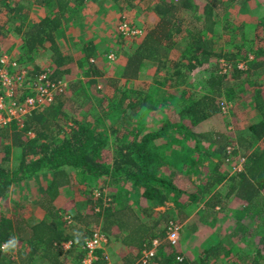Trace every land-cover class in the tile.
Wrapping results in <instances>:
<instances>
[{
  "label": "trees",
  "instance_id": "16d2710c",
  "mask_svg": "<svg viewBox=\"0 0 264 264\" xmlns=\"http://www.w3.org/2000/svg\"><path fill=\"white\" fill-rule=\"evenodd\" d=\"M14 1L17 3L16 0H0V11L12 13L19 9ZM85 1L35 0L44 8L45 14L39 21L18 28L17 34L24 51L20 62L33 63L39 51L48 47L56 67L63 66L65 58L55 41L56 32L62 26L68 6L73 4L75 8H80ZM151 1L154 2L153 11L158 21L146 32L136 51L128 55L121 75L125 83L138 77L144 61L157 62L158 69L164 68L174 39L180 37L183 40L182 52L176 60L171 61L172 72H169L171 80H177L176 85L185 83L189 73L208 64L211 58H223L233 65V74L228 79L215 71L211 72L206 79L207 95L193 102H185L178 112L180 118L186 117L191 124L196 125L218 112L222 116L233 114L235 117L236 112L234 114L233 110L222 114L215 100L223 95L225 100L232 101L236 87H242V96L250 89L245 100L252 102L258 120L245 129L236 125L230 127L231 132L227 135L232 134L233 137L226 138L224 134L214 131L192 132L181 122L172 123L163 118L158 130L128 140L129 134L121 133L122 124L133 119L134 110L138 114L154 110L143 106L144 99L141 104L131 103L130 89L116 90L115 106H109L107 114L111 116L115 113L117 121L108 132L72 120L66 113V105L69 107V104H73L71 109L74 111L76 106L83 107L89 103L83 84L86 83L87 87L94 85L97 74L88 64L90 73L85 71L88 80L73 83L69 99H61L63 95H60L48 107L30 112L21 123L13 121L8 126H0V200L8 195L12 186L25 180L41 176L48 180L39 204L44 212L42 219L31 223L22 216H0V248L13 237L17 240L15 249L7 253L0 250V264H63V258L71 264H81L85 253L83 245L92 234V224L99 226L107 239L124 248V252H120L122 264H141L142 250H147L154 240L158 246L148 264H210L213 256L209 252L193 261L181 256L165 238V231H160L156 223L152 224L145 218L156 206H165L172 201L182 215V220H185L190 217L186 210L192 213L199 198L205 200L204 207L208 209L202 210L205 213L214 212L222 200L231 196L240 202V210H245V215L255 217L261 214L263 228L257 232L254 252L243 258L238 255L230 264H264V84L256 87L255 82L250 80L255 74H264V36L258 39L263 42H257L255 34L252 38L244 32L239 33L250 25L254 28L253 33L260 26L264 34V17L257 24L238 22L234 25L227 17L221 31L232 33L234 41L241 43L235 45L234 41L231 42L233 52L221 56L216 55L214 50L219 32L216 30L214 4L200 6L195 0ZM181 11L191 14V20L187 23L189 28L177 17ZM83 48L85 52L79 65L81 69H84L82 63H88L93 58L95 50L90 45ZM248 54H254L255 59L247 61L245 71L237 70V63L245 61ZM55 74L60 79L61 74L57 71ZM165 81L156 86L164 87ZM81 97L83 100L79 101ZM103 103L100 99V106ZM94 113L95 119L101 120L98 113ZM126 129H130L129 125ZM172 130L181 131L184 138L193 141L192 145L179 148L180 139L170 134ZM111 140L113 146L109 150ZM254 142H257L256 150H252ZM229 144L235 146L232 154L236 157L240 155L245 163L243 171L228 177V170L224 173L220 172V168L225 165L226 147ZM10 164L13 165L11 168ZM70 174L74 175L81 188L82 197L70 201L69 210L66 211L65 208L58 209L54 202L60 189L69 185ZM227 179L229 193L223 194L218 188ZM108 180L111 182L110 187L114 186L115 190L109 196L111 205L104 207L106 194L100 192L99 198H94L93 191L97 184L104 185ZM133 191L139 193L138 201L145 202V206L131 200ZM181 195L187 200L177 205L174 197ZM123 197L127 203H122ZM160 216L165 217V214ZM67 243L71 246L68 251H64L63 245ZM233 251L225 250L223 258L228 261ZM12 254L16 258L12 259ZM97 255L95 264H105L102 251H98ZM179 257L182 258L181 262L177 261ZM247 257L251 258L248 262Z\"/></svg>",
  "mask_w": 264,
  "mask_h": 264
},
{
  "label": "rangeland",
  "instance_id": "374dc122",
  "mask_svg": "<svg viewBox=\"0 0 264 264\" xmlns=\"http://www.w3.org/2000/svg\"><path fill=\"white\" fill-rule=\"evenodd\" d=\"M16 1L17 3L14 2L17 4L16 7L19 6V9L12 13L8 10L0 11V58L5 57L9 61L17 60L19 63L24 55V51L21 47V39L17 34V30L20 25H28L29 23L39 21L44 16L45 10L41 5H38L35 0ZM195 1L200 6L205 3L214 4L215 6L214 16L215 22L217 23L216 30H219V32H217L218 38L214 42L216 55L224 56L233 52V48L230 44L234 41L232 37L233 34L227 33V31H221L227 17H230L229 22L233 25L238 22L257 24L258 21L264 17V0ZM13 5L14 4L11 3L12 7ZM153 6L154 2L151 0H118V2H113L112 0H89L88 3L85 1L80 8H75L73 4L68 6L69 8L66 10V14L62 19V26L56 32L55 41L61 52L67 55L73 54L76 58L78 56H83L85 52L78 48L88 46V42L91 41L97 49L98 58L95 66L98 73H100L96 79V86L89 89L88 98L90 100L86 106H76L73 111L71 109V105L73 104H69V107L66 105V113L70 119L81 121L86 125H94L97 129H101L105 132H108L109 128L115 125L117 121L116 114L113 113L110 116L107 114V110L109 106H115L114 96L116 95V90L118 89L121 91L124 89L120 81L124 62L127 60L128 55L136 51L146 31L158 20V17L153 11ZM95 15L99 16L98 20H92ZM177 17L184 22L186 28H189L187 24L191 20V14L189 12L181 11L177 14ZM122 23L128 24L134 33L125 36L120 31ZM257 27L258 30L255 33L252 31L254 28L250 25L244 27L239 33L244 32L247 36L252 38L255 34V36H257L255 40L257 42H263L264 40H258L261 36H264V34H262V30L259 28L260 26ZM174 41V46L170 49L169 60L164 63V68L158 69L159 65L157 62L149 61L152 64H148V68H146V65L145 68H143L145 71L142 73L141 81L128 85V90H131V103L134 101L141 104V100L144 99L145 105L143 106L149 109L154 108V110H148L146 113L139 112V114L134 110L135 116L133 119L126 121V125L124 123L122 124L123 132H120L128 133V140L140 137L146 132L158 130L162 125L160 121L163 118L168 119L172 123L181 122V124L188 127L192 132L200 133L204 131H214L224 134L226 138L233 137L232 134H227L231 132L229 130L234 128L235 125L245 129L250 123L258 120L259 117L257 111L254 110L252 106V102H246L245 100L250 89H247V93L242 96L240 92L242 87H236V95H234L232 101H229L232 105L231 110H233V113L236 112V114L234 113L236 115L235 117H233V114L231 116H222L218 112L211 118L196 125L191 124L190 120L186 117L180 118V113L178 112L185 102H193L207 95L208 87L206 79H208L209 74L215 71L218 75L228 79L233 74V65L228 64L223 58H211L208 64L189 73L190 75L186 76L185 83L178 86L176 85L177 80H171V77H169V72H172L171 61L176 60L182 52L183 40L180 37H176ZM234 43L235 45H239L241 42L235 40ZM254 59V54H248L245 61ZM92 61L94 62V60ZM239 64H243V69L238 68ZM20 67L24 68V70H29L32 75L43 70H49L56 76L55 72L60 71L53 62V57L48 47L42 48L39 51L33 63H21ZM83 67L86 69V64H84ZM246 67L247 66L243 62H238L236 66L237 70L241 71H245ZM224 68L227 69L226 73L223 70ZM64 72L65 73L60 76V79L65 80L67 84L74 83L76 80H81V74L74 70L72 65L68 70H64ZM165 73L169 75H165ZM250 80L255 82L256 87L263 86L264 74L258 76L255 74ZM163 81H165L164 87L156 86V84L162 83ZM126 84L127 83H125V85ZM180 87L183 88L176 89ZM4 94L5 89L0 85V96L4 97ZM30 95L32 94H29L28 91H23L21 94H18L20 100ZM70 95L71 93L68 87L61 99L67 100ZM208 96L212 97L211 95ZM100 99L104 101L101 106L99 104ZM225 99L223 95L216 98L215 101L218 107L219 101ZM10 100L13 101L12 103H15L13 97L9 99L4 97V101L6 102H3L4 109L8 107V101ZM78 100L82 101L83 99L81 97V99ZM147 102L148 104H146ZM137 107L139 110L140 107ZM94 112L98 113L101 120L95 119ZM0 121L3 123V120ZM66 122L71 124L69 120ZM8 125L9 124L5 126ZM128 125L130 129H126ZM170 134H175L174 136L180 139L181 144L179 148L191 146L193 143V141L184 138L181 131L172 130ZM121 137L120 135V138ZM112 146L113 142L111 140L109 150L110 148L112 149ZM256 148L257 142H254L252 150H256ZM229 158L230 162L225 163V165H222V168H220V172L225 173L228 170V177L234 175L231 165H233L234 162H238L242 157L240 155L236 157V155L232 154ZM243 160L241 164L243 163L242 168L244 169L245 159L243 158ZM12 166L11 164L9 165L10 168ZM47 181V177L41 176L39 178L25 180L20 184L12 186L8 195L0 200V216L2 215L5 218L22 216L28 222H38L44 215L39 204L41 203L42 190L46 186ZM228 181L227 179L218 188L223 194H227L229 190L230 184ZM110 184V180L104 185L99 183L93 191L94 198H99L100 192L106 194L103 201L104 207H109L111 205V198L109 196H111L112 192L114 193L115 190L114 186L111 185L112 187H110ZM79 189L81 188L77 185L74 175L70 174L69 185L60 189L59 196L54 202L57 208H65L66 211L69 210V202L78 200L82 197ZM138 199L139 193L133 191L131 200L136 201L142 207L146 205L145 202H139ZM121 200L122 203L128 202L125 197L121 198ZM186 200L187 198L183 195L174 197V201L177 202V205L183 204ZM231 200V198L222 200L221 207L223 211H218L219 215H217L215 212L202 213V210L208 211V209L204 207L205 200L199 198L192 209V213L190 210H186V213H190V217L186 221L182 220V215L179 213V210L175 208L176 204L172 206V203L168 202L165 206H156V208L151 210L150 215L145 218V220H148L152 224L156 223L160 231H165L168 222H177L180 226V232L176 249L184 258L193 261L200 255L209 252V255L213 256L210 258V264H220L219 262L222 261L223 263L221 264H230L233 260L237 259L238 255L243 258L245 255H250L254 252V243L258 240L257 232L263 228V217L261 214L255 217H249L245 215V210L242 211L240 210L241 207L237 206H235V208L230 206L229 208L233 210H229L227 205L231 203ZM160 214H165V217H161ZM96 230H100V227L92 224L90 232ZM67 244L63 245L64 251H68L69 249ZM108 245L110 247V249H107L110 260L109 263H123L119 258L116 259V252L123 250L121 245L113 240L110 241ZM70 246L71 244L69 247ZM231 249L234 251L227 261L223 256L225 250ZM11 257L12 259L16 258L14 254H12ZM246 259H248V262L251 258L247 257ZM62 260L63 264H71L65 258Z\"/></svg>",
  "mask_w": 264,
  "mask_h": 264
},
{
  "label": "built area",
  "instance_id": "2783aa9c",
  "mask_svg": "<svg viewBox=\"0 0 264 264\" xmlns=\"http://www.w3.org/2000/svg\"><path fill=\"white\" fill-rule=\"evenodd\" d=\"M120 31L125 36L134 33L132 28L126 23H122ZM247 61L249 60L242 62L246 65ZM20 65L21 63H18L17 60L9 61L5 57L0 58V85L5 89L4 97L8 99L13 97L15 99V103H12V100L8 101V107L4 109L3 104L6 102L4 101V97L0 96V120H3V123L0 121V126H5L13 121L21 123L24 117L30 112L39 111L48 107L54 103L58 96L65 94L68 89L67 82L57 78L53 72L43 70L32 75L29 70H24ZM226 68L223 69L225 73L227 72ZM238 68L243 69V64H239ZM23 91H28L29 94L32 95L20 100L18 94H21ZM219 109L220 112L225 115L232 109V105L229 101L221 100L219 101ZM234 149L235 146L233 144H229L226 147L227 157L225 163L230 162L229 157L232 155ZM242 160L243 158H240L238 162H234V164L231 165L234 174L243 170V163L241 164ZM179 232L180 226L177 222H168L165 228V235L167 241L173 248H177L178 246ZM68 244L67 246L69 248L70 244ZM107 246L108 239L100 230L92 232L83 245L85 253L81 260V264H95L98 261V251H102L104 263L110 264L109 257L106 253ZM157 246L158 242L156 240L152 241V245L149 246L147 250H142L143 257L139 262L141 264H148L147 262L153 256ZM177 261L181 262L182 258H177Z\"/></svg>",
  "mask_w": 264,
  "mask_h": 264
},
{
  "label": "crops",
  "instance_id": "0c3cea01",
  "mask_svg": "<svg viewBox=\"0 0 264 264\" xmlns=\"http://www.w3.org/2000/svg\"><path fill=\"white\" fill-rule=\"evenodd\" d=\"M88 1L89 0H86V3H88ZM129 16V15H128ZM98 20L99 19V16L98 15H95V17H93L92 18V20ZM158 21V20H157ZM155 24L156 23H154V25L152 26V27H150L147 31H150L154 26H155ZM146 31V32H147ZM88 44L93 48V49H95L94 50V55H93V58H90L89 59V61H88V63L87 62H84V64H86V66H88V64H91V66L94 68V70H95V72H96V76H99V74L100 73H98V71H97V68H96V64H97V58H98V56H97V49H96V46L91 42V41H89L88 42ZM137 48H138V46H137ZM136 48V49H137ZM78 49H80L81 51H83L84 50V48L82 47H79ZM79 50V51H80ZM61 52V51H60ZM135 52V51H134ZM133 52V53H134ZM62 53V56L65 58V62H64V64H63V66H61L60 68H58L60 71V74L62 75L63 73H65L64 72V70L66 71V70H68L69 69V67L72 65L73 66V68H74V70H76L77 72H79L80 74H81V80L83 81V82H86L88 79H86L85 78V71H86V73H90V70L88 71V69H87V67H85L86 68V70L85 69H81V66H79L80 65V62L81 61H83L82 60V58H83V56H84V53H83V56H78L77 58H76V56L75 55H73V54H71V55H67V54H64L63 52H61ZM132 53V54H133ZM132 54H130V56L132 55ZM79 55V54H78ZM91 60V61H90ZM92 60H94V62L92 61ZM93 62V63H92ZM83 63H82V65H84ZM125 64H126V61L124 62V65L123 66H125ZM148 64H152L151 62H149V61H144L143 62V66H142V69H141V71L139 72V75H138V77L135 79V80H132V81H130V82H128L126 85H125V80L124 79H122L121 78V83H122V85L124 86V89L125 88H129L128 87V85H130V84H132V83H134V82H140L141 81V76H142V73L145 71V69H143V68H145V65H146V68H148ZM124 68V67H123ZM60 75V76H61ZM122 75V74H121ZM80 80V81H81ZM77 81H79V80H76V82ZM96 81V80H95ZM75 83V82H74ZM72 84L73 83H69L68 84V87H69V92L71 91V86H72ZM85 84V91H86V94H87V96H88V92H89V89H91L92 87H94V86H96V84H97V81H96V83L94 84V85H91V86H89V87H87L86 86V83H84ZM227 193H229V192H227ZM229 198H231L232 199V196L231 197H229ZM229 198H227V199H229ZM171 203H172V206L173 205H175V203H173L172 201H170ZM238 202V203H237ZM240 202L238 201V200H236L235 201V199H232L231 200V203H229L228 205H227V208L229 209V210H233V209H230L229 207L230 206H233L234 208H235V206H239L240 207ZM221 205H222V203H221ZM221 205L219 204L218 206H216L215 208H214V212L217 214V215H219V212L218 211H223V208L221 207ZM187 219H185V221H186ZM123 250H120V251H117L116 252V259L117 258H119L120 259V252H124V248H122ZM117 255H119V256H117ZM113 264V263H112ZM117 264H122V263H120V262H118ZM133 264H135V263H133ZM138 264V263H137Z\"/></svg>",
  "mask_w": 264,
  "mask_h": 264
},
{
  "label": "clouds",
  "instance_id": "9594fccd",
  "mask_svg": "<svg viewBox=\"0 0 264 264\" xmlns=\"http://www.w3.org/2000/svg\"><path fill=\"white\" fill-rule=\"evenodd\" d=\"M110 243V240L108 239V244ZM17 245V240L15 237L11 238L6 244H4L2 246V248H0V250L4 251L5 253L9 252L12 249H15ZM107 249H110L109 245L106 247V253L108 255ZM103 257V255H102ZM109 257V255H108ZM110 262V260H109Z\"/></svg>",
  "mask_w": 264,
  "mask_h": 264
}]
</instances>
